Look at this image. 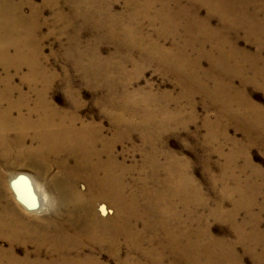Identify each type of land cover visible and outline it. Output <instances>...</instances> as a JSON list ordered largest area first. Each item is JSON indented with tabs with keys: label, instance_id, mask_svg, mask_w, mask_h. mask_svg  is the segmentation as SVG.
<instances>
[{
	"label": "bare ground",
	"instance_id": "obj_1",
	"mask_svg": "<svg viewBox=\"0 0 264 264\" xmlns=\"http://www.w3.org/2000/svg\"><path fill=\"white\" fill-rule=\"evenodd\" d=\"M64 1L72 3L77 18L86 21L92 14L87 0ZM192 1L193 5L186 9L182 0H138L139 3L127 0L132 8L141 6L133 15L134 20L137 19L136 26L130 28V32L136 33L133 34L137 37L135 42L143 44L145 52L157 62L173 67L181 80L191 77L204 84L209 97L220 106L221 118H241L252 125L249 117H253L264 129V108L246 97L244 90L236 89L233 81L235 76H240L264 89V60L259 55L240 62V53L227 37L229 32L242 31L250 39L262 40L264 16L260 19L259 13L264 11V0ZM196 1L207 6L206 17H200V10L193 9ZM27 3L32 7L29 13L23 11L25 0H0V67L5 71L0 75V264H103L100 254L104 251L123 264H244L234 242L214 237L208 227L201 230L202 215L195 207L194 214L189 205L206 207L208 202L202 199L196 181L187 175L176 156L161 149L144 150L141 171L145 174L153 165L154 173L147 179L145 175L143 183L130 181L131 171L138 165L118 160L115 148L116 143L131 135L128 128L137 125L115 116L116 129L108 137L102 127L84 123L76 110L75 114H68V109L60 108L49 99L48 85L57 76L44 65L42 48L35 35L41 25L46 24L42 20L45 9H54L59 16L64 6L58 0H45L42 5ZM97 12L100 17L115 21L110 5ZM213 15L220 18L222 27L212 26ZM144 16H148L150 25L159 22L160 26L154 27L159 40L155 34L139 33L141 20L138 19ZM180 26L185 29V44L175 42L165 47L161 41L168 37L175 39ZM190 33L195 34L193 40H198L200 45L196 60H191L187 54V48L193 44ZM207 45L211 49L206 52ZM204 57L209 60L208 69L202 67ZM93 63L90 59V64ZM24 66L29 69L22 77L29 86L28 91L15 83L11 72L18 73ZM246 67L251 71L250 76L246 75ZM43 78L48 79L47 87L39 88ZM209 81L213 85H209ZM125 104L129 106L128 101ZM146 104L149 105L148 101ZM160 108L156 114L151 109L139 111L135 107L125 113L140 116L141 126L147 129L151 127L148 121L153 122L159 116L163 119L165 106ZM178 114L175 113V117ZM122 126L126 128L120 131ZM162 127L161 124L158 128ZM143 138L145 144L150 140L148 134ZM28 139L37 145L27 144ZM162 155L168 159L165 177L157 173L156 163ZM70 159L75 165L68 164ZM50 163L62 168L71 182H55L61 195L52 217L28 218L15 202L31 213H42L49 208L50 192L32 173L6 172L14 166L25 165L43 169ZM236 176L232 191L231 188L225 191L223 202L218 203L210 215L227 220L238 233L240 245L250 239L248 252L256 259L255 264H264V232H260L254 215L257 190H251L250 179L240 182ZM79 178L86 180L87 192L78 189L76 179ZM100 200L108 202L113 209L108 210L107 204H103L99 205L98 212L96 206ZM227 200L233 205L229 211L224 210ZM260 207L264 209V204ZM242 211L247 214L240 221ZM257 218L260 221L259 214ZM124 245L131 253L125 258L121 254ZM132 253L137 255L131 256Z\"/></svg>",
	"mask_w": 264,
	"mask_h": 264
},
{
	"label": "rangeland",
	"instance_id": "obj_2",
	"mask_svg": "<svg viewBox=\"0 0 264 264\" xmlns=\"http://www.w3.org/2000/svg\"><path fill=\"white\" fill-rule=\"evenodd\" d=\"M28 1L42 5L45 0H25L23 11L26 13L32 11ZM87 1L91 6L92 14L86 21L81 17H75L71 7L72 3H67L64 0H58L64 6L61 15L56 16L55 10L51 8H46L42 15V20L46 24L41 25L40 31L36 33L35 37L42 48L44 65L57 76L50 86L48 85L49 99L60 108L68 109V114H75L77 111L87 125L102 127L104 135L108 137L116 129L117 118L137 125L132 129L128 128L131 135L126 140L116 143L115 148L118 160H122L128 165L134 163L138 165L131 171L130 181L143 183L142 178L145 179V175L148 176L147 179L154 173L153 165L145 174L142 172L141 163L144 158V150L153 152L156 149H161L170 156H176L181 161L187 175L196 181L202 199L208 202L206 207L196 205L197 208L193 204L189 205V209H193L194 214L198 209V214L202 215L201 230L208 227L214 237L234 242L237 245V254L244 264H255L256 259L247 250L252 241L247 239L244 244L240 245L238 233L233 226L227 220L212 217L210 212L218 203L223 202L225 197L222 196L227 189L231 188L232 191L235 175L239 176L240 182H244L248 178L252 182L251 190H257L254 215L259 223L260 232H264V209L261 210L260 207L264 204V129L256 124L253 117H249L252 125L248 121H241V118V120L239 118L236 120L229 117V119L221 118L220 106L209 97L204 84L199 82L198 84L191 77L181 80L180 74L172 69L173 67H167L159 60L157 62L146 53L144 45L135 42V39L137 40L136 33L130 32V28L136 26L134 24L137 19L134 20L133 15L141 8L139 4L132 8L128 5L127 0ZM188 1L182 0V4L187 6L186 9H190L193 5L191 4L192 0ZM193 1L195 2V0ZM239 1L248 2V0ZM196 3L195 6H197L193 9L200 10V17H206L208 15L207 6L199 4L197 1ZM107 5L111 6L114 22L106 17H100L97 12L101 7ZM249 10H252L251 6ZM263 16L264 11H261L259 18L262 19ZM138 20H141L139 33L143 36L155 34L156 28L154 27L160 26L159 22L150 25L148 16ZM211 24L213 27H222L217 15L211 16ZM115 28L116 35L119 37L114 34ZM184 36L185 29L180 26L175 39L168 37L167 40L161 42L165 47H171L175 42L184 45ZM195 37V34L190 33V40L193 44L187 48V54L191 60L198 58V47H200L198 40H193ZM227 37L234 42L235 49L240 53V56L238 55L240 62L245 63L248 57L253 58L259 55L264 60V42L262 41L264 33L261 34L262 40L250 39L242 31L229 32ZM210 49L211 46L207 45L204 50L207 52ZM230 49L228 48V50ZM90 59L94 61L93 64H90ZM201 62L203 68H209L210 63L206 57L202 58ZM246 69V75L250 76V69L248 67ZM11 72L15 77V83L28 91V84L22 80V77L29 73L28 67L24 66L18 73L14 70ZM4 74V69L0 67V75ZM233 81L236 89L244 90L246 97L264 108V89L261 86L250 79L244 81L240 76H235ZM257 81L263 83L261 79H257ZM208 83L213 85L212 81ZM47 84L48 79L43 78L38 87L46 88ZM126 101L129 102V106L125 104ZM130 101L134 103L131 104ZM147 101L149 105L146 104ZM163 105L165 106L162 110L163 119L159 116L157 120L153 119V122L148 121L150 122L148 125L151 127L147 129L141 126L140 116L125 113V111H130L131 107H135L139 111L151 109L156 114ZM238 111L242 112V110ZM177 112L179 114L175 117ZM115 116L118 117L115 119ZM240 116L244 119L243 115ZM158 121L163 126L161 130L158 128L161 125ZM125 128L122 126L120 131ZM32 133L33 131H29V134ZM158 133L161 134L156 138ZM146 134L149 135L150 140L145 144L143 137ZM214 135H217L216 139ZM30 143L37 145L36 142L28 139L27 144ZM153 147L154 149H152ZM157 162L159 163H156L159 166L157 173L160 174V177H165V164L168 159L162 155ZM68 164L75 165L72 159ZM11 172L34 174L50 192L49 208L42 213H31L15 202L19 206L18 208L23 211V215L28 218L41 219L52 217L59 207L61 195V190L56 184L62 180L65 183L67 180L71 182L66 172L52 163L43 169L29 165L14 166L6 173L10 174ZM51 183L54 185L53 187L50 185ZM151 184L150 182L149 185ZM76 185L81 192L88 191L86 180L76 179ZM103 204H107L108 210L113 209L108 202L100 200L96 206L98 212L99 205ZM232 207V201L227 200L224 210L229 211ZM108 214L111 215L112 212ZM246 214L245 211L241 212L240 221ZM258 214L260 221L257 218ZM143 223L142 225H144ZM149 230L157 231L156 229ZM29 247L34 249L31 244ZM20 254L23 255V252ZM121 254L125 258L131 253L124 245ZM136 255V253H132L131 256ZM100 257L103 264H123L120 259L107 251L102 252Z\"/></svg>",
	"mask_w": 264,
	"mask_h": 264
}]
</instances>
